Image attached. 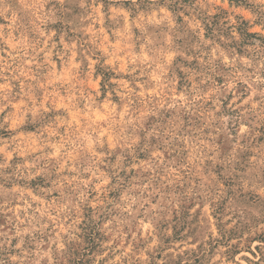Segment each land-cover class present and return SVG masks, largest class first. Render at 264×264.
<instances>
[{"label":"rangeland","instance_id":"rangeland-1","mask_svg":"<svg viewBox=\"0 0 264 264\" xmlns=\"http://www.w3.org/2000/svg\"><path fill=\"white\" fill-rule=\"evenodd\" d=\"M0 264H264V0H0Z\"/></svg>","mask_w":264,"mask_h":264}]
</instances>
